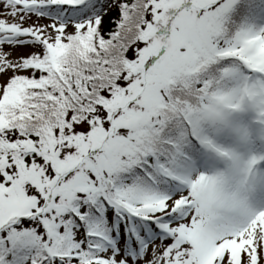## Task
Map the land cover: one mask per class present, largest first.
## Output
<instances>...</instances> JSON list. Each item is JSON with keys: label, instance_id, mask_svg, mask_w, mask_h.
Masks as SVG:
<instances>
[{"label": "snow or ice", "instance_id": "1", "mask_svg": "<svg viewBox=\"0 0 264 264\" xmlns=\"http://www.w3.org/2000/svg\"><path fill=\"white\" fill-rule=\"evenodd\" d=\"M0 264H264V0H0Z\"/></svg>", "mask_w": 264, "mask_h": 264}]
</instances>
